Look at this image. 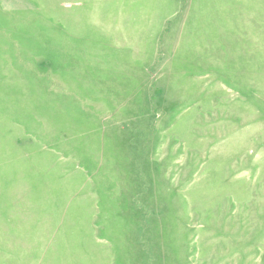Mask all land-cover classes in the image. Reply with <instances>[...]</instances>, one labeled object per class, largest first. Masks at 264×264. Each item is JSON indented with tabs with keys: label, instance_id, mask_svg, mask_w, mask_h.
<instances>
[{
	"label": "rangeland",
	"instance_id": "374dc122",
	"mask_svg": "<svg viewBox=\"0 0 264 264\" xmlns=\"http://www.w3.org/2000/svg\"><path fill=\"white\" fill-rule=\"evenodd\" d=\"M0 264H264V0L1 7Z\"/></svg>",
	"mask_w": 264,
	"mask_h": 264
},
{
	"label": "crops",
	"instance_id": "0c3cea01",
	"mask_svg": "<svg viewBox=\"0 0 264 264\" xmlns=\"http://www.w3.org/2000/svg\"><path fill=\"white\" fill-rule=\"evenodd\" d=\"M20 6V0H0V8H15Z\"/></svg>",
	"mask_w": 264,
	"mask_h": 264
}]
</instances>
